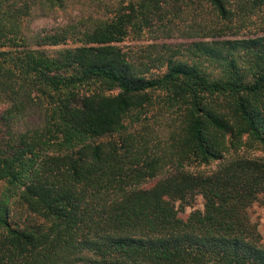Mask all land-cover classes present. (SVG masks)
I'll return each mask as SVG.
<instances>
[{
  "label": "trees",
  "instance_id": "1",
  "mask_svg": "<svg viewBox=\"0 0 264 264\" xmlns=\"http://www.w3.org/2000/svg\"><path fill=\"white\" fill-rule=\"evenodd\" d=\"M242 145L264 149V0H0V264H264Z\"/></svg>",
  "mask_w": 264,
  "mask_h": 264
},
{
  "label": "rangeland",
  "instance_id": "2",
  "mask_svg": "<svg viewBox=\"0 0 264 264\" xmlns=\"http://www.w3.org/2000/svg\"><path fill=\"white\" fill-rule=\"evenodd\" d=\"M71 6V5H70ZM73 7H69V9L66 10V12L61 11H55L49 14L47 17H38L34 19L30 27L33 31H39L42 28H49L54 27L58 25L65 24L69 20H71L75 15L79 14V7L77 5H72ZM151 114L153 115V119H159L162 120V115H157L154 117L156 112L153 110L151 113H149V120L151 119ZM237 153L242 154L244 156L250 157V158H264V149L259 147H248L246 145L240 146L237 150ZM228 156H231L229 154ZM217 165V161L211 162L209 164H193L190 166H187L188 170L191 172H207L208 170H211L215 168ZM148 182H146L147 184ZM202 197L196 196L194 200V207L201 208L202 207ZM190 211V207H186L185 211L180 213L181 216L185 217ZM248 216L254 224H256L257 229L260 233V238L262 243L264 244V203L261 201L254 202L247 210Z\"/></svg>",
  "mask_w": 264,
  "mask_h": 264
}]
</instances>
